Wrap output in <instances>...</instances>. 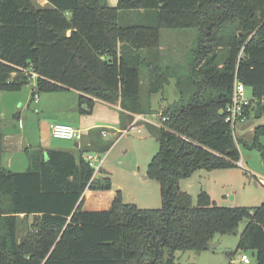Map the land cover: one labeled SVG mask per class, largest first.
<instances>
[{"label":"trees","instance_id":"obj_1","mask_svg":"<svg viewBox=\"0 0 264 264\" xmlns=\"http://www.w3.org/2000/svg\"><path fill=\"white\" fill-rule=\"evenodd\" d=\"M45 1L40 8L31 0H0V93L34 82L32 98L72 89L82 113L100 100L146 117L154 114L150 96L169 83L160 32L194 29L196 47L188 74L176 79L178 100L161 111L159 127L145 124L158 143L146 176L160 184V209L124 204L116 194L110 209L84 211L86 190L112 189L86 160L90 147L77 156L34 149L27 171L5 169L0 118V264H176L177 251H206L214 235L234 233L243 219L235 253L251 251L264 264V201L218 207L202 192L192 206L179 187L196 170L240 160L241 141L225 121L235 81L251 89L254 102L241 127L264 111V0ZM261 139L264 124L244 146L264 163Z\"/></svg>","mask_w":264,"mask_h":264},{"label":"rangeland","instance_id":"obj_2","mask_svg":"<svg viewBox=\"0 0 264 264\" xmlns=\"http://www.w3.org/2000/svg\"><path fill=\"white\" fill-rule=\"evenodd\" d=\"M31 1L34 2L35 0ZM36 5L38 6V4ZM46 6L38 7L45 8ZM196 39L197 31L194 29L183 31L162 30L160 32L161 62L168 67L169 83L164 85L161 93L150 96L151 108L154 110V114L144 116L145 120H139L136 123L145 125L148 121H153L157 123L156 127L160 126L159 115L161 111L179 98L175 86L176 79L188 74L196 47ZM34 85V82H30L18 91H3L0 93L1 129L4 133L18 135L23 142L22 148L21 146L15 149L5 148L2 152L3 167L13 173L27 171L29 165L28 154L34 149H60L75 152L73 140L54 139L50 134L47 124L51 117L46 118L45 115L40 114L41 108H39V105L34 104L32 100L31 93ZM147 86V77L142 75L140 81L142 98L148 96ZM245 95L251 97L250 88L245 89ZM41 96L47 97L43 103L44 106H42V109L49 113L47 116H51L50 113H54L58 109L70 107L73 103L76 106L78 101L75 95L65 91L41 92L39 97ZM111 117V112L95 110L90 120L110 119ZM262 124H264V111L259 119L252 117L245 124V128H242L241 125L236 129L237 141H241L238 143V149L242 166L235 164L236 166L223 169H199L188 178L180 180L179 187L191 197L192 206L197 205L198 196L202 192H205L210 197L211 203L218 207H257L261 205L264 201V187L260 184L259 178H264V163L258 151L246 148L244 143L250 144L254 128ZM112 128L120 129V125ZM140 130L141 133L129 130L128 133L120 136V141L116 146L114 145L115 147H112L114 149H112L109 158L104 163V167L111 171L107 172L106 175L113 183V191L119 195L124 204H132L139 209L157 210L162 207L160 184L148 178L146 171L152 157L158 151V143L155 136L148 132V129L140 128ZM83 134L85 133H82V138L79 140L81 148L87 147ZM128 142H133V145L130 143V147L127 146ZM261 143L264 144L263 139H261ZM47 144H52V148L47 147ZM54 146L55 148H53ZM93 152L91 155L95 156L93 161L95 165H98L99 161L107 155L102 153L97 156ZM120 161L122 162L120 163ZM133 170L136 173L134 177L132 176ZM254 178L258 182L257 185H254ZM114 199L115 197L111 200L108 209L111 208ZM96 207L98 208L94 209H99L101 206ZM247 223L248 220L243 219L232 234L214 235L210 244V246H213L212 250L208 249L202 252L177 251L175 253V263L244 264L240 258L241 255L246 254L250 260L248 264H256L253 252L238 251L235 253L240 234Z\"/></svg>","mask_w":264,"mask_h":264},{"label":"crops","instance_id":"obj_3","mask_svg":"<svg viewBox=\"0 0 264 264\" xmlns=\"http://www.w3.org/2000/svg\"><path fill=\"white\" fill-rule=\"evenodd\" d=\"M117 1L118 0H107V3L109 6H114L115 3H117ZM34 2L36 4H38V6H41V7H44L47 4V2L45 0H35ZM63 91H65L66 93H71V94L75 95L76 99H78L79 93L76 92L75 90L66 89ZM46 99H47V97H42V96L39 97V95H38L37 101L36 102L33 101V102H34V104L39 105V108H41L40 114H42L43 116L45 115L46 118L51 117L48 120V122H49L47 124L48 128L51 124H56V123L71 125L72 127H74L75 129H77L79 131L80 139L82 138V133L86 134V135L83 134L84 135L83 138H85V144L87 145V147L92 148L91 151H94L93 153H95L97 156L99 154H102V153L97 151L99 148V144H101L103 142L104 143L105 142H112L109 150L106 151L105 153H103V154H105V155L107 154V155L104 156L99 161V164L97 165L99 167L98 173L100 171H102L104 174H106L107 172H111V171H108V169L104 167V163H106L107 159L110 156L112 149H114L112 147H115L118 144V142L120 141L119 140L120 136H122L123 134L124 135L126 134L124 131L127 130V128L130 126L131 121H132L129 119L130 116L134 120L137 116H140V115H131L128 113H124L118 104L113 105V104L105 103V102L100 101V100H95L94 105L90 111L87 110V111H84V113H82L79 110V103L77 101L76 106L73 103V105H71L70 107L61 108V110L58 109V110L54 111V113H50L51 116H47V115H49V113H47L44 109H42V106H44L43 103ZM95 110L111 112L112 117L110 119H108V118L103 119L102 118V119L90 120L91 117L94 115ZM147 123H149L152 126H155L157 124V123H154L153 121H148ZM116 125H120V129L116 130V129L112 128L113 126H116ZM140 128H145V125L144 124L142 125L141 123H136L135 132L141 133ZM138 130H140V132H138ZM49 131H50V129H49ZM2 134H3V144H4L3 150L5 148L6 149H10V148L15 149V148H18L20 146H21V148L23 147V142L20 140V137L18 135L14 134V133H8V132L4 133L3 131H2ZM50 134H51V132H50ZM95 135H96V138L98 137L99 141L97 139L94 141ZM79 140L74 141L73 149H75V152L70 151L75 156L78 155L80 149H83V148H81V144H80ZM75 142H78V144L75 145ZM130 143H131V145H133V142H128L127 146L130 147ZM90 144H92V146ZM46 146L52 148L53 145L47 144ZM53 148H55V146ZM56 150H60V149H56ZM88 154H92V152H90ZM84 156H86V155H84ZM121 162L122 161H120V163ZM28 167H29V165H28ZM135 175H136L135 170H133L132 176L134 177ZM254 181H255L254 185H257L258 182L255 180V178H254ZM112 185H113V183H112ZM112 187H114V186H112ZM113 197H116V194L113 191V188L110 191H106V192L86 190L83 194L82 209L84 211H105L106 209H108V206H109L111 200H113ZM96 206H101V207H99V209H94V208H98Z\"/></svg>","mask_w":264,"mask_h":264},{"label":"built area","instance_id":"obj_4","mask_svg":"<svg viewBox=\"0 0 264 264\" xmlns=\"http://www.w3.org/2000/svg\"><path fill=\"white\" fill-rule=\"evenodd\" d=\"M245 89L246 87L242 83L235 81L233 86V94L231 101L225 109V114H226L225 121L230 124L232 128V133L234 135L236 133L237 127L243 125L247 120L245 114L246 108L250 107V105L254 103L251 97H247L245 95ZM37 99H38V95L35 94L32 100L36 102ZM260 103L264 107V98L261 99ZM139 120H145V118L143 116H137L130 124V126L127 128V130H125L124 132L127 133L129 130H135L136 122H138ZM49 129L54 139L73 140V141H78L80 139L79 131L69 124H62V123L51 124L49 126ZM138 132H140V130H138ZM85 158L89 162V165L95 169V173L98 172L99 167L95 165L93 162L95 156H92L91 154H87ZM236 165L242 166L241 161L239 160L238 162H236ZM259 182L264 186V178L262 177L259 178ZM240 260L244 264H248L250 262L246 254L241 255Z\"/></svg>","mask_w":264,"mask_h":264},{"label":"water","instance_id":"obj_5","mask_svg":"<svg viewBox=\"0 0 264 264\" xmlns=\"http://www.w3.org/2000/svg\"><path fill=\"white\" fill-rule=\"evenodd\" d=\"M263 110H264V108H263ZM78 144V142H75V145H77ZM213 249V246H210L209 247V250H212Z\"/></svg>","mask_w":264,"mask_h":264},{"label":"clouds","instance_id":"obj_6","mask_svg":"<svg viewBox=\"0 0 264 264\" xmlns=\"http://www.w3.org/2000/svg\"><path fill=\"white\" fill-rule=\"evenodd\" d=\"M264 108V107H263Z\"/></svg>","mask_w":264,"mask_h":264}]
</instances>
